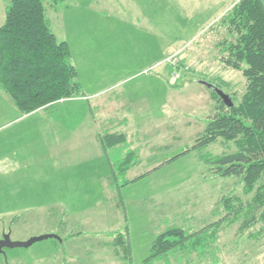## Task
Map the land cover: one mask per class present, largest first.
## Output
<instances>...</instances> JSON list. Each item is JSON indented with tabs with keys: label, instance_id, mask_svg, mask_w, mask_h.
Instances as JSON below:
<instances>
[{
	"label": "rangeland",
	"instance_id": "rangeland-1",
	"mask_svg": "<svg viewBox=\"0 0 264 264\" xmlns=\"http://www.w3.org/2000/svg\"><path fill=\"white\" fill-rule=\"evenodd\" d=\"M238 1L67 0L61 6L80 2L92 11L79 9L65 22L87 99L47 109L60 121L51 131L43 113L15 116L0 92L14 111L0 118V239L51 237L4 249L0 264H128L109 246L110 235L127 225L131 263L141 264L167 227L199 230L224 216L222 196L249 198L238 178L213 177L194 151L180 155L214 114L208 86L233 105L241 101L246 81L219 61L216 48L225 36L219 20ZM49 3L43 0L46 17L61 40V21ZM5 6L0 0V26ZM103 132L125 133L138 152L140 163L125 178L144 175L119 198L106 179ZM235 150L221 140L204 148L212 156ZM239 227L221 231L218 264H264V239L251 241L253 229Z\"/></svg>",
	"mask_w": 264,
	"mask_h": 264
},
{
	"label": "trees",
	"instance_id": "trees-1",
	"mask_svg": "<svg viewBox=\"0 0 264 264\" xmlns=\"http://www.w3.org/2000/svg\"><path fill=\"white\" fill-rule=\"evenodd\" d=\"M5 1L4 22L0 26V91L22 115L61 101L86 98L70 48L53 33L43 0ZM49 1V6L58 12L67 0ZM218 24L225 32L216 44L219 61L241 73L246 81L245 90L240 103L232 107L225 106L216 90H212L214 114L191 149L180 155L194 151L213 177L238 178L242 195L249 198L222 196L224 216L199 230L167 227L150 244L141 264H218L216 249L221 231L238 222L241 231L253 229L249 240L264 239L263 0H239ZM219 140L232 143L236 150L219 156L204 152L205 147ZM99 142L109 166L108 185L119 198L122 188L144 176L125 178L140 163L138 152L129 148L123 132L100 133ZM119 176H123L121 184ZM110 238L114 254L132 264L128 225Z\"/></svg>",
	"mask_w": 264,
	"mask_h": 264
},
{
	"label": "crops",
	"instance_id": "crops-1",
	"mask_svg": "<svg viewBox=\"0 0 264 264\" xmlns=\"http://www.w3.org/2000/svg\"><path fill=\"white\" fill-rule=\"evenodd\" d=\"M87 6L86 5H84L83 3H80V2H76V6H72V7H70V5L69 6H64L61 10H59L58 12H56V11H54L55 13H57V15H58V17H57V20H59V21H61V24H60V26H61V28H62V33H64V36H63V38L61 39V40H58V41H64V42H66L67 44H68V46H69V48H70V53H71V55H72V39H73V37L70 35V34H68V26H66V24H65V22H66V20H70L72 17H75L76 18V16L74 15L79 9H82V8H85L84 9V12H86V13H91V15H92V11L90 10V9H87L86 8ZM231 8V7H230ZM68 14V15H67ZM93 15H95V14H93ZM97 17V16H96ZM51 26V25H50ZM67 31V33L65 34V32ZM54 33V32H53ZM55 34V33H54ZM56 36V35H55ZM56 38H57V36H56ZM172 43H173V40L172 39H170L169 40V44H168V47H171L172 46ZM76 68V67H75ZM76 70H77V68H76ZM77 72H78V70H77ZM78 75H79V73H78ZM80 78V77H79ZM81 81V80H80ZM82 83V82H81ZM83 86V85H82ZM1 92V91H0ZM4 94V93H3ZM6 95V94H5ZM7 96V95H6ZM84 99H87V97L86 98H84ZM11 100V99H10ZM70 100H76V99H70ZM67 100H65V101H61V102H59V103H57V104H55V105H59V104H61V103H65ZM69 101V100H68ZM0 103H2V106H4V107H1V105H0V118L1 117H3V116H5V115H7L8 116V114H10V115H13V113H14V111H13V107L11 106V105H8V103H7V101H6V98L4 97V95H2L1 93H0ZM13 104V103H12ZM55 105H53V106H55ZM14 106V105H13ZM52 107V106H51ZM51 107H49V108H51ZM15 108V107H14ZM49 108H47V109H49ZM16 109V108H15ZM47 109H40V110H37V111H35V112H33V113H30V114H26V115H22L17 109V111H18V113L17 114H15V116H20L21 118H23V116H29V115H36L37 116V114L38 113H43L44 115H45V119L46 120H44L43 121V123H44V125L45 126H48L49 128H46V129H48V130H51V131H53V128H51L50 127V125L52 126V125H54L55 127L56 126H59L60 125V121L58 120V118H57V114H55V115H53L51 118H50V115H48V114H46V113H49L48 111H47ZM56 116V117H55ZM41 119V118H40ZM39 119V121H41ZM42 122V121H41ZM112 240V239H111ZM64 258L65 257H63V255L62 256H60L59 257V262H61V261H64ZM62 264H67L66 262H61ZM70 264H79L78 262L76 263V261H75V259H73L72 260V262L70 263Z\"/></svg>",
	"mask_w": 264,
	"mask_h": 264
},
{
	"label": "water",
	"instance_id": "water-1",
	"mask_svg": "<svg viewBox=\"0 0 264 264\" xmlns=\"http://www.w3.org/2000/svg\"><path fill=\"white\" fill-rule=\"evenodd\" d=\"M208 87H211L213 90H216L219 97L224 102L225 106L232 107L233 105L232 102L229 100V98L224 93L214 88L213 86H208ZM48 238H51V237L50 236H40V237L31 238L26 242H14V241H11L9 234H4L2 236V239H0V254L4 253V249L28 248L32 244L42 241V240H46ZM52 238H56V237H52Z\"/></svg>",
	"mask_w": 264,
	"mask_h": 264
}]
</instances>
